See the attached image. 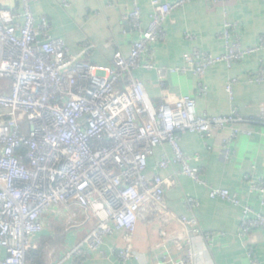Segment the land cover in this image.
<instances>
[{
    "label": "built area",
    "instance_id": "built-area-1",
    "mask_svg": "<svg viewBox=\"0 0 264 264\" xmlns=\"http://www.w3.org/2000/svg\"><path fill=\"white\" fill-rule=\"evenodd\" d=\"M35 1L20 0V10L6 8L0 1V79L11 81L10 88L0 93V264H27L28 252L36 249L34 239L45 230L49 217L77 219L72 206L96 225L58 264L86 250L103 255L106 239L117 233L125 234L127 241L124 247L113 248L118 264L139 261L132 234L140 223L148 226L164 216L168 224L185 232L187 246L174 240L183 256L163 264H195L194 237L213 243L216 235L204 232L197 217L173 212L166 200L174 180L165 172L176 166H181L184 176L205 185L201 169L193 167L192 158L182 150V135L197 134L204 141L225 130L232 137L252 135L242 125L264 127V116L245 119L237 110L226 117L200 115L193 97L172 99L168 76L191 73L203 81L218 64L231 68L264 51V37L258 46L244 47L239 22L227 19L219 36L224 54L214 56L194 48L184 54L182 67H160L148 58L151 45L165 38V23L189 0H151L147 28L141 0H131L133 8L122 19L137 40L128 56L117 52L111 66L99 67L91 62L93 44L85 43L74 55L63 40L52 37L48 18L34 14ZM218 3L225 5L227 0H212ZM61 4L71 7L69 0ZM143 69L157 74L162 97L158 104L136 77ZM247 80L264 82V68ZM202 81L198 93L205 95ZM238 83L233 78L226 87L231 97ZM260 134L264 136V131ZM229 139L224 140L226 147ZM164 146L173 155H164L157 162V173L151 174L150 159ZM248 184L251 193L264 196L263 180L251 177ZM209 194L242 208V236L264 229V214L242 205L237 194L220 188ZM186 203L199 206L193 198ZM247 256L249 264H261L252 247Z\"/></svg>",
    "mask_w": 264,
    "mask_h": 264
},
{
    "label": "crops",
    "instance_id": "crops-1",
    "mask_svg": "<svg viewBox=\"0 0 264 264\" xmlns=\"http://www.w3.org/2000/svg\"><path fill=\"white\" fill-rule=\"evenodd\" d=\"M0 1L6 8L21 9L20 0ZM69 1V9L62 6L61 0H36L33 4L36 18L46 17L50 21L53 38L63 40L74 55L81 52L85 43L93 44L95 51L91 62L99 67L111 66L117 52L125 56L130 54L137 34L128 29L122 17L133 8L131 0ZM140 6L144 28H147L152 13L151 0H141ZM227 19L239 22L244 47L258 46L264 37V0H227L225 5L212 4V0H189L169 17L164 27L165 38L151 45L148 58L160 67L173 68L182 67L184 54L194 48L220 56L225 53V47L219 36ZM260 68H264V51L236 62L231 68L224 63L218 64L206 72L203 81L191 73L170 74L168 86L172 99L184 95L193 97L200 115L226 117L237 110L245 119L257 120L264 116V82L250 84L247 78ZM136 77L144 84L151 100L160 103L157 74L143 69ZM233 78L239 83L234 86L231 97L226 87ZM201 81L207 87L205 95L198 93ZM242 127L252 135L239 133L232 137L230 130H225L207 141L197 134L182 135V150L192 158L191 165L201 169L205 185L184 176L181 166L165 172L174 180L166 196L170 209L180 215L197 217L204 232L216 235L213 243L202 236L194 237L191 244L196 253L195 264H249L250 247L264 264V229L258 228L242 236V208L212 199L209 194L212 188L229 190L238 195L242 205L264 214V196L251 193L248 184L251 177L264 181V136L260 134L264 127L258 123ZM226 139L230 141L227 147ZM164 155H173L169 146L158 148L155 157L150 159L148 171L151 174L157 173V162ZM188 198H193L199 206H188ZM70 209L78 213L72 222L66 217L47 219L45 230L34 239L36 249L28 253L27 264L60 263L96 225V222L87 221L82 210L75 206ZM125 237L122 233L108 237L102 247L103 255L86 250L81 255H73L64 264H118L113 248L124 247ZM131 238L141 260H132L129 264H163L166 259L178 261L183 253L177 250L174 240L180 239L187 246L185 232L168 224L165 216L148 226L140 223ZM2 257H5L4 252Z\"/></svg>",
    "mask_w": 264,
    "mask_h": 264
},
{
    "label": "rangeland",
    "instance_id": "rangeland-1",
    "mask_svg": "<svg viewBox=\"0 0 264 264\" xmlns=\"http://www.w3.org/2000/svg\"><path fill=\"white\" fill-rule=\"evenodd\" d=\"M11 81L8 79H0V93H3L5 89H9Z\"/></svg>",
    "mask_w": 264,
    "mask_h": 264
},
{
    "label": "trees",
    "instance_id": "trees-1",
    "mask_svg": "<svg viewBox=\"0 0 264 264\" xmlns=\"http://www.w3.org/2000/svg\"><path fill=\"white\" fill-rule=\"evenodd\" d=\"M31 251H33V250H31ZM31 251H30V252H31ZM28 253H29V252H28ZM27 256H28V254H27Z\"/></svg>",
    "mask_w": 264,
    "mask_h": 264
}]
</instances>
